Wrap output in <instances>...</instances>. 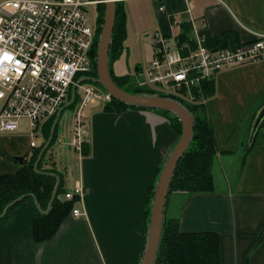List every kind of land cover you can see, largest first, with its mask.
Returning <instances> with one entry per match:
<instances>
[{
  "label": "crops",
  "instance_id": "0c3cea01",
  "mask_svg": "<svg viewBox=\"0 0 264 264\" xmlns=\"http://www.w3.org/2000/svg\"><path fill=\"white\" fill-rule=\"evenodd\" d=\"M128 1L142 2L150 14L151 22L143 29L152 33V41L147 42L152 57L154 32L167 37L180 34L181 25L189 19L188 6L208 46L217 47L226 31L236 32L241 42L254 39L245 27L264 32V0H125L126 6ZM162 5L165 10L160 9ZM192 31L191 26V35ZM131 59L130 49H125L115 62L118 75H131L133 68L144 70L139 60L129 66ZM213 80L215 91L205 99V107L218 149L213 164L215 189L170 192L165 218L177 220L183 232H217L221 264H264V121L248 143L254 115L264 103V60L226 67ZM101 104L86 112V156L72 176L61 173L67 192L82 181L84 199L67 200L61 194L63 201H75L73 208L51 238L37 241L34 214L37 208L47 214L54 202L50 206V200L43 210L33 193L23 195L5 215L0 214V264H141L148 234L144 218L148 189L178 136L167 116L157 110L128 106L105 111ZM47 122L36 135L28 123L12 133L0 132V176L17 173L46 141ZM109 126L115 128L112 133ZM51 133L52 127L49 138ZM72 133L73 128L68 141ZM59 141L68 142L60 139V126L55 143ZM49 150L43 168L57 169L52 157H47ZM49 173L56 177V185L59 176L61 185L60 175ZM74 208L85 209L86 215L74 216Z\"/></svg>",
  "mask_w": 264,
  "mask_h": 264
},
{
  "label": "built area",
  "instance_id": "2783aa9c",
  "mask_svg": "<svg viewBox=\"0 0 264 264\" xmlns=\"http://www.w3.org/2000/svg\"><path fill=\"white\" fill-rule=\"evenodd\" d=\"M105 0H0V132L18 131L24 119L31 133L69 100L77 85L78 102L74 109L73 133L67 144L82 155L89 135L86 108L93 103H107L112 96L77 76L90 72L95 25L90 23L88 7ZM165 10V5L160 7ZM192 37L180 41L155 31L154 56L139 76V85L194 102L196 89L215 79L230 66L264 60V32L245 27L254 39L238 47H211L190 6L187 8ZM36 146V141H32ZM70 200L84 199L81 180L75 190L64 194ZM74 216L86 215L74 208Z\"/></svg>",
  "mask_w": 264,
  "mask_h": 264
},
{
  "label": "trees",
  "instance_id": "16d2710c",
  "mask_svg": "<svg viewBox=\"0 0 264 264\" xmlns=\"http://www.w3.org/2000/svg\"><path fill=\"white\" fill-rule=\"evenodd\" d=\"M105 3L97 5V20L95 24V42L92 48L93 65L90 72L86 75L97 77V54L102 26L104 24ZM128 12L125 0H119L116 6V20L112 35L111 45L109 49L110 72L114 81L126 89L134 93L160 94L180 100L192 112L194 117V133L192 141L176 166L171 182L169 193L176 190L192 191V192H212L215 189V181L213 174V164L218 152L216 138L213 126L208 118L205 99L212 95L215 91L214 80H207L202 83L201 90L196 89L197 98L193 103H188L184 99L172 94H166L155 90L148 86H141L132 79L131 75H118L115 71V62L122 56L124 51V41L127 36ZM183 31L179 34L180 41L189 40L191 38V24L185 22L181 25ZM243 42L240 41L236 32L226 31L221 35L217 42V47L228 48L238 47ZM141 69V68H140ZM139 72H137L138 74ZM81 74L77 76V79ZM138 80V78H137ZM99 87L105 89L101 84L96 83ZM71 99V96L69 97ZM77 101L67 108H75ZM128 106L137 107L140 109H148L137 105L125 103L113 97L112 101L104 106L105 111H122ZM65 108L63 112L67 109ZM157 110L161 114L167 116L172 129L176 132L179 140L183 125L179 116L173 112L161 109L150 108ZM61 114V117L63 115ZM57 113L52 116L45 124L44 132L46 133V141L49 138L51 127L55 121ZM255 116V115H254ZM54 139L48 149L57 140V131ZM46 141L33 153L28 161L23 164L17 173L13 175L0 176V214L13 200L29 193H33L44 210L48 207L52 198L53 191L56 185V177L49 172H55L61 177V185L58 188L57 197L47 214L41 212L39 208L36 210L33 219V233L37 241H44L51 238L64 219L68 216L74 206V200L63 201L60 198L61 194L67 191L63 185V176L57 171L54 166L44 169L45 151L40 163L39 169L45 172H39L35 169V162L44 147ZM176 141V142H177ZM162 169V167H161ZM161 169L158 170L154 180L151 182L146 204L144 209L146 232L149 226V217L151 216L152 201L155 194L156 182L159 178ZM32 199V196H29ZM33 200V199H32ZM14 207V206H13ZM154 264H221L220 256V235L214 231H195L183 232L180 229L179 222L174 219H164L160 245Z\"/></svg>",
  "mask_w": 264,
  "mask_h": 264
},
{
  "label": "water",
  "instance_id": "95a60500",
  "mask_svg": "<svg viewBox=\"0 0 264 264\" xmlns=\"http://www.w3.org/2000/svg\"><path fill=\"white\" fill-rule=\"evenodd\" d=\"M119 0H106L105 2V16L104 24L102 26V31L99 40L98 54H97V70L98 76H82L78 83L83 81H90L94 83L101 84L105 90L112 96L125 103L131 105H137L148 108H161L166 109L174 114L178 115L182 121L183 130L179 140L174 145L172 151L168 155L156 182V189L154 198L152 201L151 216L149 217V226L147 234V243L145 246V251L142 257L141 264H154L157 252L160 245V239L163 230V224L165 219V209L167 198L169 195L170 182L174 173L176 166L178 165L180 159L188 149L194 133V117L189 108L183 104L180 100L168 96H162L160 94H148V93H134L127 91L126 89L119 86L112 78L110 72L109 63V49L111 45L112 35L114 31V24L116 20V6ZM77 96V85L74 84L72 87L71 100L62 107L58 112L55 122L52 126V133L45 144L43 150H41L38 159L35 163V167L38 168L39 161L41 160L44 150L51 143L56 125L60 119L63 109L75 102ZM264 121V103L259 107L255 116L253 118L249 145L253 142L256 133ZM60 185V178L57 176V185L53 192L50 206L55 200L57 194V188ZM25 196L18 198L17 200L10 203L4 210L2 215H5L9 208L17 203L19 200L23 199Z\"/></svg>",
  "mask_w": 264,
  "mask_h": 264
},
{
  "label": "rangeland",
  "instance_id": "374dc122",
  "mask_svg": "<svg viewBox=\"0 0 264 264\" xmlns=\"http://www.w3.org/2000/svg\"><path fill=\"white\" fill-rule=\"evenodd\" d=\"M145 4L138 3V2H127L128 9H130V13L128 14V22H127V36L124 41V48L127 50L128 48L131 51L132 59L130 61L129 66L134 67L135 60L140 61L141 63H144V69L147 68L152 61V55L150 56V50L148 48V45L152 41L151 39V32L147 33L143 26L144 24H150V14L144 10ZM144 10V11H142ZM88 17L91 24H96L97 20V6L92 5L88 7L87 10ZM183 31V29L181 30ZM176 36V34H174ZM192 37V35H191ZM149 41V44L147 42ZM124 49V50H125ZM124 52V51H123ZM131 76L132 81L133 79L138 82L137 77L139 74H137V71L135 68L131 70ZM190 104L192 102H189ZM96 104H90L86 108V112H91L96 109H99L102 107L101 103ZM101 104V105H100ZM130 108H133L131 106ZM137 108V107H134ZM140 109V108H139ZM74 109L73 108H67L61 117V123H60V139L64 142H67L69 139V136L71 135V131L74 124ZM138 117V116H135ZM27 126V120L24 119L22 122V127ZM109 130L112 133L115 128H112V126H109ZM249 142V139H248ZM52 157L50 159L54 160L55 165L57 169H59V172L64 175H71L74 173V171L77 168L78 162H80V159L82 160L86 155L85 154H78L74 150H71L69 146L66 143L57 142L54 143L52 147H50V150L48 152L47 157ZM54 164V163H53ZM163 167V166H162ZM70 186V185H69ZM75 190V187L72 191Z\"/></svg>",
  "mask_w": 264,
  "mask_h": 264
}]
</instances>
